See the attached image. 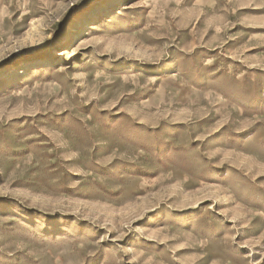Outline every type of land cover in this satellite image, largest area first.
<instances>
[{
  "label": "rangeland",
  "instance_id": "rangeland-1",
  "mask_svg": "<svg viewBox=\"0 0 264 264\" xmlns=\"http://www.w3.org/2000/svg\"><path fill=\"white\" fill-rule=\"evenodd\" d=\"M0 264H264V0H0Z\"/></svg>",
  "mask_w": 264,
  "mask_h": 264
},
{
  "label": "bare ground",
  "instance_id": "bare-ground-1",
  "mask_svg": "<svg viewBox=\"0 0 264 264\" xmlns=\"http://www.w3.org/2000/svg\"><path fill=\"white\" fill-rule=\"evenodd\" d=\"M71 9H72L71 5L64 4L58 6L53 10L52 16H50V18H47V20L41 22L40 29L42 31L50 29L58 21V19L61 17L63 13L70 11Z\"/></svg>",
  "mask_w": 264,
  "mask_h": 264
}]
</instances>
